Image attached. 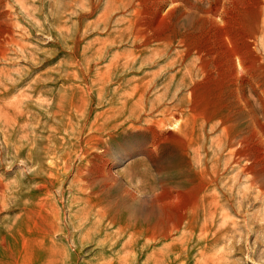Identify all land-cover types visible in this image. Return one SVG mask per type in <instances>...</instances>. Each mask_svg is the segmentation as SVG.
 I'll return each instance as SVG.
<instances>
[{"label": "rangeland", "instance_id": "1", "mask_svg": "<svg viewBox=\"0 0 264 264\" xmlns=\"http://www.w3.org/2000/svg\"><path fill=\"white\" fill-rule=\"evenodd\" d=\"M0 39V264H264V0H0Z\"/></svg>", "mask_w": 264, "mask_h": 264}, {"label": "bare ground", "instance_id": "2", "mask_svg": "<svg viewBox=\"0 0 264 264\" xmlns=\"http://www.w3.org/2000/svg\"><path fill=\"white\" fill-rule=\"evenodd\" d=\"M9 34V33H8ZM5 36V35H4ZM5 38V37H4ZM3 38V39H4ZM2 39V40H3ZM10 39V38H9ZM1 40V39H0ZM5 40H7V39H5ZM11 42V41H10ZM6 44V43H5ZM145 44V43H144ZM1 47H3L2 45H1ZM140 47V46H139ZM3 50V49H2ZM234 63V62H233ZM178 127H179V123L178 122H176V123H174L172 126H171V128L173 129V131H177L178 130ZM243 139V138H242ZM245 139V138H244ZM254 139V138H253ZM252 139V140H253ZM251 140V139H250ZM251 140V141H252ZM254 141V140H253ZM252 141V142H253ZM242 142V141H241ZM251 144H253V143H251ZM250 144V145H251ZM253 146V145H252ZM250 147V146H249ZM254 147V146H253ZM242 148V147H241ZM247 149V148H246ZM251 149H254V148H251ZM236 150V149H235ZM234 150V151H235ZM255 150V149H254ZM254 150H252V151H254ZM245 151V150H244ZM241 152V151H240ZM244 153V152H243ZM242 153V154H243ZM245 153H247L246 151H245ZM241 154V153H240ZM242 156V155H241ZM238 157V156H237ZM244 158H245V156H243ZM243 159V158H242ZM251 159V158H250ZM234 160H236V159H234ZM246 161H248V160H246ZM253 163H255V162H253ZM258 164V163H257ZM18 166V165H17ZM16 168V167H15ZM8 170V169H7ZM12 171V170H11ZM30 171V170H29ZM2 172V171H1ZM8 173V172H7ZM12 174V173H11ZM31 177H33V176H30L29 177V179H31ZM33 179V178H32ZM43 181V180H42ZM1 184V183H0ZM2 184H3V182H2ZM1 187V186H0ZM40 188V187H39ZM40 189H42V188H40ZM4 190V189H3ZM34 194H33V192L29 195L28 194V196H33ZM213 199H214V197H213ZM5 200H7L6 198H5ZM94 204V203H93ZM22 210L23 211H25L23 208H22ZM96 212H97V210H95ZM100 211V210H99ZM30 212V211H29ZM62 213V212H61ZM65 213V212H64ZM83 213H85V212H83ZM88 213V212H87ZM99 216V215H98ZM101 216V215H100ZM27 219H28V221L26 222V225H35V223H36V220L35 219H39L41 222H42V224H43V226L45 227L46 225H47V222H48V209H47V194L46 195H43V199L41 200V202H40V211H39V214H38V216H37V218H36V216L34 215V212H30L29 214H27ZM65 219V218H64ZM64 221H66V220H64ZM98 221V220H97ZM30 222V223H29ZM96 222V221H95ZM63 223V222H62ZM99 225V224H98ZM24 231L22 230V233H23ZM24 235V234H23ZM22 235V236H23ZM151 239H153V238H151ZM154 240V239H153ZM34 241V240H33ZM25 245V247L26 248H28V249H30V247L32 246V243H31V239L29 240V239H26V241H25V243H24ZM28 249H26V254H27V250ZM42 254V253H41ZM45 255V254H44ZM32 256V255H31ZM40 257V256H39ZM43 260H44V258H43Z\"/></svg>", "mask_w": 264, "mask_h": 264}]
</instances>
